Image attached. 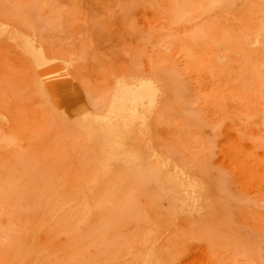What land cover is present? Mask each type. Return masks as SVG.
<instances>
[{
  "label": "rangeland",
  "instance_id": "1",
  "mask_svg": "<svg viewBox=\"0 0 264 264\" xmlns=\"http://www.w3.org/2000/svg\"><path fill=\"white\" fill-rule=\"evenodd\" d=\"M0 264H264V0H0Z\"/></svg>",
  "mask_w": 264,
  "mask_h": 264
},
{
  "label": "bare ground",
  "instance_id": "2",
  "mask_svg": "<svg viewBox=\"0 0 264 264\" xmlns=\"http://www.w3.org/2000/svg\"><path fill=\"white\" fill-rule=\"evenodd\" d=\"M29 44V43H28ZM23 45V44H22ZM31 45V44H30ZM24 47V46H23ZM33 48V47H32ZM28 50V49H27ZM26 51V50H25ZM31 53V52H30ZM34 54V53H33ZM37 55V54H36ZM31 56V55H30ZM43 57V56H42ZM37 61H38V59H37ZM39 61H40V59H39ZM42 61V60H41ZM40 64V63H39ZM43 64V63H42ZM41 65V64H40ZM40 69H41V67H40ZM143 83V82H142ZM140 85V84H139ZM138 85V86H139ZM142 85V84H141ZM145 85V84H144ZM144 85L142 86V87H144ZM150 86V85H149ZM124 87V86H123ZM125 87H126V85H125ZM140 88H141V86H140ZM147 88H148V86H147ZM145 91H147V90H145ZM149 92V91H148ZM143 93H145V92H143ZM148 96V95H147ZM150 96V95H149ZM117 101V100H116ZM114 104H115V101H114ZM123 109H122V107H120V106H114L113 108H112V111H122ZM116 115H118V114H116Z\"/></svg>",
  "mask_w": 264,
  "mask_h": 264
}]
</instances>
